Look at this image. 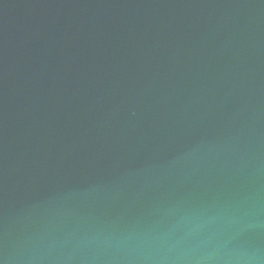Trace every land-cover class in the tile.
<instances>
[{"label":"water","instance_id":"95a60500","mask_svg":"<svg viewBox=\"0 0 264 264\" xmlns=\"http://www.w3.org/2000/svg\"><path fill=\"white\" fill-rule=\"evenodd\" d=\"M0 264H264V0H0Z\"/></svg>","mask_w":264,"mask_h":264}]
</instances>
